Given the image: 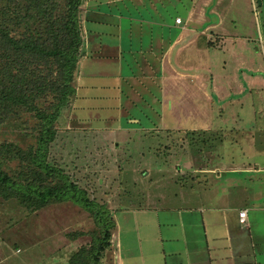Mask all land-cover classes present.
<instances>
[{
	"label": "rangeland",
	"instance_id": "374dc122",
	"mask_svg": "<svg viewBox=\"0 0 264 264\" xmlns=\"http://www.w3.org/2000/svg\"><path fill=\"white\" fill-rule=\"evenodd\" d=\"M233 1L227 4L225 0L221 6L222 13L230 9L229 19L223 22L224 33L231 34L228 44L217 45L215 35H211L208 40L212 38L216 43H207L206 52L202 47V53L188 55L192 56L191 65L208 71L209 89L217 86L222 92L210 93V98L206 99L203 95L190 94L191 87L190 93L177 87L182 94L171 93L168 102L161 104L158 111L162 114L164 110L163 117H157L150 111L148 117L134 118L140 119L143 126L156 130L163 124V130L151 132L154 140H146V144L158 149V156L153 158L156 161L154 164H148L152 160L148 156L144 158V164L136 159L139 143L134 140L129 144L136 150L124 147L127 145L126 133L108 134L83 129L82 120L85 118L91 122L90 126H100L102 122L107 124L104 121L107 105L117 104L115 100L107 101V97L97 101L79 100L77 103L82 107L89 104L99 107L73 111L72 104L65 109L56 125L58 134L51 148V161L86 188L91 199L110 210L118 224V229L112 231L111 246L105 252L102 264H116L118 241L120 245H126L122 257L126 254L128 264H142L145 260L147 263L152 260L154 264H163L161 253L156 249L159 244L153 243L155 239L150 238L148 230V234L144 235L142 223L151 227L156 222L154 218L158 217L163 221H177L178 213L167 211L154 214L151 211L126 212L122 209L133 210L140 206L181 208L180 199L186 193L183 178L188 170L180 173V167L175 163L179 160L177 157L191 152L192 146L188 147V143L199 145L192 153L206 144L209 154V148L215 149L218 143H222L217 151L223 152L225 162L236 160L246 166L254 161L264 162V148L256 150V146L252 145L264 136V0ZM249 77L255 80L254 86L247 81ZM94 82L102 84L103 79ZM136 105L148 113L140 102ZM135 112L138 111L132 113L128 109L130 114L135 115ZM27 119L25 116L23 121ZM27 122L32 126V120ZM109 122L111 129H117L119 123L134 125L128 124V118L124 116L111 118ZM212 125L214 130L204 131ZM219 126L222 131L216 132ZM178 128L184 131L195 128L198 133L176 134ZM30 131L11 122L0 127V143L15 142L26 147L32 142ZM132 134L133 138L138 136ZM117 142L123 147L120 148ZM173 146H183V151L175 150L181 153L177 152L174 156ZM171 147L172 155L168 156L166 153L169 154ZM212 157L215 159V155ZM16 165V162H10L9 168L13 170ZM187 216L190 215H183L185 219L192 220ZM194 216L198 218L199 214ZM97 228L94 216L73 202L52 203L31 212L15 202L0 199V258L2 260V255L9 257L6 264H70L71 256L91 243L92 233Z\"/></svg>",
	"mask_w": 264,
	"mask_h": 264
},
{
	"label": "crops",
	"instance_id": "0c3cea01",
	"mask_svg": "<svg viewBox=\"0 0 264 264\" xmlns=\"http://www.w3.org/2000/svg\"><path fill=\"white\" fill-rule=\"evenodd\" d=\"M224 2L83 0L80 7L83 45L73 83L76 96L72 110L99 107L90 104L82 107L77 103L79 100L97 101L107 97V101L112 99L118 102L107 105V116L104 117L107 124L102 122L100 126H90L91 122L85 118L82 120L83 129L108 134L126 133L127 145L124 147L136 150L129 144L134 140L139 143L136 146V159L144 164V158L148 156L152 159L148 164H154L156 161L153 158L158 156V149L146 144V140H154L151 132L163 130V124L156 130L143 126L140 119L134 118L148 117L150 111L157 117H163L164 110L162 114L158 110L163 102H168L169 95L182 94L181 90L190 93V87V94L203 95L206 99L212 93L222 92L217 86L209 89L208 71L201 66L191 65L192 56L188 55L202 53V47L206 52L207 43H216L212 38L208 40L211 35H215L217 45L228 44L231 34L224 33L223 22L229 19L230 9L222 13ZM226 2L234 3L233 0ZM178 19L180 22H177ZM97 79H103V83L94 82ZM247 81L254 86V79L252 81L249 77ZM136 102H140L148 113L141 111ZM128 109L132 113L138 112L133 115L128 113ZM123 116L128 118V124L134 125L119 123L117 129L109 128L111 118ZM212 129L213 125L207 126L204 131ZM221 131L220 127L216 132ZM132 133L138 136L133 138ZM178 133L198 132L195 128L187 131L178 128ZM117 145L123 147L118 142ZM220 145L223 144L218 143L215 149L209 148L210 154L206 144L192 153L199 145L188 143V147L192 146L191 152L177 157L179 160L175 164L180 167L179 172L188 170L183 178L186 193L180 199L181 208L140 206L133 210L122 209L126 212L178 213L177 221H163L158 217L154 218L156 222L151 227L142 223L144 235L148 234V230L150 238L155 239L153 243L159 244V249H156L161 253L163 264H264V162L254 161L250 166L236 160L225 162L223 152L217 151ZM252 145L256 146V150L264 148V136ZM181 148L183 146H173V155L181 153ZM171 149L166 155L172 153ZM177 149L181 151L175 152ZM212 155H215V159ZM244 211V221H241L240 213ZM195 214H199V217L196 218ZM183 215H190L187 217L192 220L185 219ZM115 223L114 229H118ZM125 246L118 241L116 264H128L126 254L122 257ZM8 258L2 255L0 264H6ZM142 264L154 263L145 260Z\"/></svg>",
	"mask_w": 264,
	"mask_h": 264
},
{
	"label": "trees",
	"instance_id": "16d2710c",
	"mask_svg": "<svg viewBox=\"0 0 264 264\" xmlns=\"http://www.w3.org/2000/svg\"><path fill=\"white\" fill-rule=\"evenodd\" d=\"M82 1L0 0V127L14 122L31 129L32 137L26 147L0 143V199L31 212L62 202L82 207L98 228L91 243L69 262L102 264L116 225L113 213L91 199L50 156L56 125L76 96ZM10 162L17 163L15 169L9 168Z\"/></svg>",
	"mask_w": 264,
	"mask_h": 264
},
{
	"label": "built area",
	"instance_id": "2783aa9c",
	"mask_svg": "<svg viewBox=\"0 0 264 264\" xmlns=\"http://www.w3.org/2000/svg\"><path fill=\"white\" fill-rule=\"evenodd\" d=\"M177 22H180V19H178ZM245 214H246L245 211L240 213L241 221H244Z\"/></svg>",
	"mask_w": 264,
	"mask_h": 264
}]
</instances>
